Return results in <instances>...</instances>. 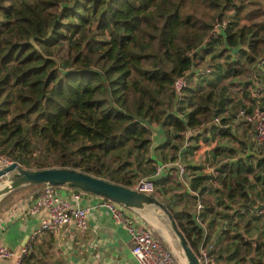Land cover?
I'll return each mask as SVG.
<instances>
[{
    "label": "trees",
    "instance_id": "trees-1",
    "mask_svg": "<svg viewBox=\"0 0 264 264\" xmlns=\"http://www.w3.org/2000/svg\"><path fill=\"white\" fill-rule=\"evenodd\" d=\"M223 20L213 35L215 23ZM220 43L221 51H230L224 78L248 72L235 114L223 113L234 99L224 81L214 88L188 83L181 96L173 87L176 77L197 69L196 60ZM254 79L264 91V0H0V153L28 168L74 167L133 186L158 164L182 158L192 146L193 134L184 146L187 130L234 135L244 157L228 147L235 162L209 173L197 172L204 165H191L196 172L189 189L178 168L167 167L153 192L195 249L203 229L190 208L198 199L203 218L213 214L210 226L215 216L225 219L217 222L216 245L229 240L228 264H264V210L236 207L251 197L255 204L264 201V157L257 156L264 154V141L245 142L233 130L236 115L247 124L241 110L264 109L249 90ZM215 116L220 123H213ZM155 125L164 129L157 145ZM45 186L27 184L8 193L0 200V215ZM208 190L221 197L211 200L203 195Z\"/></svg>",
    "mask_w": 264,
    "mask_h": 264
},
{
    "label": "crops",
    "instance_id": "crops-1",
    "mask_svg": "<svg viewBox=\"0 0 264 264\" xmlns=\"http://www.w3.org/2000/svg\"><path fill=\"white\" fill-rule=\"evenodd\" d=\"M195 83H198V81L192 83V85ZM236 94L241 97V92H237ZM261 97H264V93L257 97L260 105L263 107L264 105L262 102H264V100H260ZM219 125L221 126L222 124ZM240 125L245 126L243 131ZM154 129L152 138L160 141V139L163 138L164 129L159 125H155ZM233 130L236 134L238 133V137L245 142L251 141L254 138L253 127L248 126L237 115L233 120ZM199 131L201 135L199 134V136L193 139L198 133L193 134L192 146L188 148L182 156L187 169L185 174L186 182L182 180L186 189H189L191 177L196 172L191 165H204L203 155H206L211 162L215 164L211 169L203 167V170H197V172L201 171V173L214 172V167L216 168V165L220 163L235 162L238 157L237 155H232L230 152H227L228 147L237 149L238 156L242 157V155H240L242 144L239 140L235 143L223 145L219 143L220 141L216 138H214V141L212 139V136H214L218 130L201 128ZM224 154L228 157L224 156ZM253 161L254 160H252V162ZM166 173H168V170L165 171L163 175ZM214 186L220 187L217 182L214 183ZM258 186L262 185L258 184ZM57 190L58 193L66 197L76 191L74 187L67 185L58 186ZM191 192L193 191L191 190ZM204 194L213 201L217 199V196L221 197L220 192L215 190L205 191L203 192V195ZM34 198L28 196L22 197L18 199L14 205L12 204L11 209L0 215V243L14 248L17 251H20L22 247L28 245L29 252L23 256L25 264H140L132 252L134 242L128 229L122 223L116 221L109 209L103 205V202L106 200L104 196L82 192L80 204L90 207L88 215L89 226L87 229H79L74 223H70L55 231L40 230L37 233L35 230L41 222L43 214L41 212L33 213L30 211L29 207ZM186 198L192 200L190 196ZM218 208L221 207L218 206ZM195 209L196 206L194 204L190 210L191 212H195ZM126 210L129 211L138 222L152 227L153 230L155 229L152 225V220H156L157 216L161 215L157 208H152V211L148 212V214L146 213V215L130 207H127ZM211 218H214L213 214L207 216L210 231V238H208V241L210 244H213L215 241L216 247L215 253L213 252L214 255L220 252L223 254V257H219L218 264H228L225 256L227 254L226 241L229 240L223 239L219 246L216 245V237L221 229V226H217V222L220 220L222 223L225 219L215 216V224L210 226L209 221ZM165 225H169V228H163V226L161 231H158L157 236L162 243L165 245L168 244L167 246H173L182 257H185L180 243H175L173 240H177V238L174 237L173 228L170 224L165 223ZM160 228L161 227L158 229L160 230ZM217 254L215 256H217ZM14 263L15 260L12 258L0 257V264ZM240 264L247 263L241 262Z\"/></svg>",
    "mask_w": 264,
    "mask_h": 264
},
{
    "label": "built area",
    "instance_id": "built-area-1",
    "mask_svg": "<svg viewBox=\"0 0 264 264\" xmlns=\"http://www.w3.org/2000/svg\"><path fill=\"white\" fill-rule=\"evenodd\" d=\"M226 20L215 23L212 30L213 35H217ZM213 68L207 66L203 70L199 68L188 72L175 78L173 87L177 94L181 96L184 88L190 82L191 78H199L211 73ZM193 73V74H192ZM239 116H243L247 124L252 125L255 133L254 141L261 143L264 141V109L259 107L255 109L254 113L247 114L245 110L239 112ZM213 123H220L221 117L215 116L212 119ZM198 128L189 129L185 132L187 139L184 146L191 144L190 137L192 134L198 132ZM205 167L212 168L211 160L203 155ZM15 160L10 159L7 155L0 153V167L6 166ZM169 166H176L180 174L181 180L186 182V164L182 158L175 161L160 163L157 165L156 171L151 175H143L138 178L133 187L144 192H155L157 190L156 179L161 176L166 168ZM58 186L53 184H46L44 190L30 204V211L33 213L41 212L43 214L41 222L36 228L35 232L40 230H58L62 226L74 223L79 229H87L89 226L88 215L90 212L89 206L80 204L82 200V192L74 191L70 196H62L58 193ZM197 196H200L198 191H194ZM113 218L122 223L129 231L133 239L132 252L140 264H187L186 258L173 247L167 246L161 242L155 235L152 227L144 223L138 222L135 217L127 211V207L112 199H106L103 202ZM204 203L201 198L198 199L196 209L194 212V219L203 229V237L196 248L199 259L203 264H217L216 256L212 252L213 244L208 241L209 226L208 221L203 218ZM29 246L25 245L20 251L0 243V257L12 258L15 260L14 264H23V256L28 254Z\"/></svg>",
    "mask_w": 264,
    "mask_h": 264
},
{
    "label": "water",
    "instance_id": "water-1",
    "mask_svg": "<svg viewBox=\"0 0 264 264\" xmlns=\"http://www.w3.org/2000/svg\"><path fill=\"white\" fill-rule=\"evenodd\" d=\"M257 156L264 157V154H257ZM37 183L73 186L110 198L145 215L152 208H159L168 216L170 225L183 248L187 264H203L198 257L197 250L179 227L169 207L153 192H144L133 186H124L74 167L53 166L33 169L13 161L0 167V200L21 186ZM242 205H248L256 211L264 210V201L255 204L252 197L247 202L237 204L236 207Z\"/></svg>",
    "mask_w": 264,
    "mask_h": 264
},
{
    "label": "rangeland",
    "instance_id": "rangeland-1",
    "mask_svg": "<svg viewBox=\"0 0 264 264\" xmlns=\"http://www.w3.org/2000/svg\"><path fill=\"white\" fill-rule=\"evenodd\" d=\"M222 47H223V44H221V43L217 44V46L214 48V50L212 52L208 53L203 59H197L196 60V66L195 67H198L199 70H203L208 65H211L213 67V71L211 73H209V74H206V75L202 76L201 79H199V78H195V79L191 78L190 82H189V85H192V83L198 81L205 88H214L215 87V83L219 84V83L224 81L225 83H227V89H226L225 93L228 94V95H231L232 97H234V99L232 100V103H231L232 105L230 104L223 113H224V115H227V113H230L232 111V113L235 114V113L238 112V110L241 107V106L238 107V100H239L238 97L239 96L236 93L237 92L238 93L243 92V90L245 88H247V86L243 82H245L249 77L247 75L248 72L246 70H244L238 76H229L228 78H224L225 77L224 73H226V68H227L226 67L227 66V62L229 61L228 55H229L230 51L223 52V51H221ZM235 56H236V54H232V57H235ZM221 64H222V66H221ZM210 81H215V82L212 84V83H210ZM252 84H253L254 88L253 89H249V90L252 91L253 94H255L258 97V95L264 93V91L261 92V91H259V88L258 89L256 88V85L259 84L258 80L254 79L252 81ZM259 86H261V85L259 84ZM262 87H263V85H262ZM260 90H261V87H260ZM167 96H168V94L165 95V97H167ZM186 105H187V102H186ZM188 107L189 106H187V107L183 106L182 110L183 111H188L189 110ZM248 126L253 127L252 125H248ZM240 127L242 128V131L245 129L244 125H240ZM246 130H248V129H246ZM199 134L200 133H198L197 135L194 136V138L193 137L192 138L195 139L197 136H199ZM152 136H153V134H152ZM214 138H216L218 141H220L219 143H222L223 145L235 143L236 141H238L237 138L234 137V135H231V134H220L219 132H217L216 134H214V136H212L213 141H214ZM157 144H158V140H154V145H157ZM243 150H245V148H244L243 145H241V148H240L241 153H240V155H242V157H244V152H245ZM233 153H231V154L233 155ZM224 156H227V155L224 154ZM254 159L255 160L253 161V163L257 162V159L256 158H254ZM214 164H212V165H214ZM177 174L180 177L179 172H177ZM157 210L159 211V213L161 215L157 216L156 220L155 219L152 220V225H153V227L155 229L154 231H155L156 234L158 233V231H161L163 226H164L163 228H169V225H165V223L166 224H170V220H169L168 216L166 214H164L161 209L158 208ZM151 211L152 210H150L149 212H151ZM159 227H161L160 230L158 229ZM173 234H174V237L177 238V240L173 239L174 242L178 243L179 241H178L177 234L175 232Z\"/></svg>",
    "mask_w": 264,
    "mask_h": 264
}]
</instances>
